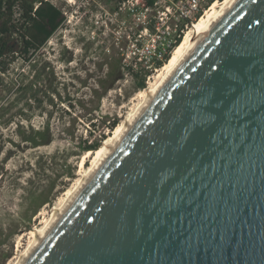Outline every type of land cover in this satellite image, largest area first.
Segmentation results:
<instances>
[{"label": "water", "instance_id": "95a60500", "mask_svg": "<svg viewBox=\"0 0 264 264\" xmlns=\"http://www.w3.org/2000/svg\"><path fill=\"white\" fill-rule=\"evenodd\" d=\"M23 264H264V0H237Z\"/></svg>", "mask_w": 264, "mask_h": 264}, {"label": "rangeland", "instance_id": "374dc122", "mask_svg": "<svg viewBox=\"0 0 264 264\" xmlns=\"http://www.w3.org/2000/svg\"><path fill=\"white\" fill-rule=\"evenodd\" d=\"M43 1L67 19L41 49L29 57L18 34L6 37L14 56L0 75V264H16L52 220L84 157L96 152L87 146L107 139L143 103L160 70L139 88L152 64L147 48L170 43L185 19L219 2L159 0L142 13L134 0Z\"/></svg>", "mask_w": 264, "mask_h": 264}, {"label": "trees", "instance_id": "16d2710c", "mask_svg": "<svg viewBox=\"0 0 264 264\" xmlns=\"http://www.w3.org/2000/svg\"><path fill=\"white\" fill-rule=\"evenodd\" d=\"M137 12L148 13L156 9L159 0H134ZM216 0H212L214 2ZM222 1V0H218ZM123 3V2H122ZM64 10L52 4L51 2L40 1L38 5L28 3V0H0V75L6 74L8 71L10 58L12 54L11 47L6 37L11 33H16L23 41V52L31 57L39 49H41L53 35L65 24L66 17ZM202 16V10L195 16L194 20L185 19L179 29V33L175 35L174 40L167 47L163 60L153 61V67L147 68L139 82V88H146V79L152 75L155 69H161L170 60L173 51L180 45L183 39L185 28L193 24ZM147 29L151 33H156L155 24H149ZM139 77V76H137ZM116 125L110 126L111 129ZM106 140L101 135L100 140L89 145L86 151H97L101 148L100 142Z\"/></svg>", "mask_w": 264, "mask_h": 264}, {"label": "bare ground", "instance_id": "6f19581e", "mask_svg": "<svg viewBox=\"0 0 264 264\" xmlns=\"http://www.w3.org/2000/svg\"><path fill=\"white\" fill-rule=\"evenodd\" d=\"M237 0H222L214 2L211 7L208 8L205 13L198 19L193 27L188 30L182 39L180 45L173 51L170 60L162 67L156 76L157 81L152 85V89L148 93H141L143 97V103L140 104L135 113L127 118L123 125H120L112 135H110L104 142L103 146L95 153L89 152L82 161L81 177L76 186L70 190L64 197L63 204L55 209L53 218L45 227L35 234L36 238L33 241L31 248L28 249L18 260L16 264H23L27 258L32 254L35 248L46 237L48 232L54 227L57 221L69 208L75 198L79 195L81 190L86 186L110 152L134 125L137 119L146 110L148 105L152 102L157 93L165 85V83L171 78V76L177 71L182 63L188 58L191 52L196 46L203 40L207 33L214 27V25L221 19V17L229 10ZM87 159H90V161ZM89 163L86 168L85 165Z\"/></svg>", "mask_w": 264, "mask_h": 264}, {"label": "built area", "instance_id": "2783aa9c", "mask_svg": "<svg viewBox=\"0 0 264 264\" xmlns=\"http://www.w3.org/2000/svg\"><path fill=\"white\" fill-rule=\"evenodd\" d=\"M171 42L168 43V44H162V46L153 45V49L152 50L147 48V54L150 55V56H148V58H152V60H156V61L163 60L164 55L166 53V49L171 44ZM148 67L149 68L153 67V61H152V64L150 66H148ZM155 70H157V69H155Z\"/></svg>", "mask_w": 264, "mask_h": 264}]
</instances>
